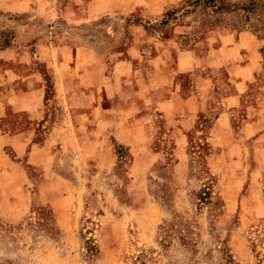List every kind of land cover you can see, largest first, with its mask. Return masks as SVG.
<instances>
[{"label": "rangeland", "instance_id": "rangeland-1", "mask_svg": "<svg viewBox=\"0 0 264 264\" xmlns=\"http://www.w3.org/2000/svg\"><path fill=\"white\" fill-rule=\"evenodd\" d=\"M98 1L106 13L80 28L66 15L77 3L57 2L60 34L79 28L77 43L93 41L101 70L97 81L83 70L68 89L110 119L134 108L158 127L147 129L146 146L137 129L129 143L113 130L94 153L84 125L74 144L57 129L45 144L49 126L35 125L48 153L26 145L19 159L1 140L0 155L17 159L25 177H0V264H264V0H127L126 11L121 0ZM43 21L0 8V48L15 41L27 59ZM117 58L131 61L128 76ZM43 84L55 121L61 99L49 77Z\"/></svg>", "mask_w": 264, "mask_h": 264}, {"label": "crops", "instance_id": "crops-1", "mask_svg": "<svg viewBox=\"0 0 264 264\" xmlns=\"http://www.w3.org/2000/svg\"><path fill=\"white\" fill-rule=\"evenodd\" d=\"M97 1L89 0L85 4L84 0H73L75 5L77 3V7L73 10H67V18L80 28L83 22H90L99 14L106 13L107 7H102V9L95 8ZM111 1L102 0L104 5H107ZM57 2L58 0H0V8L3 11L17 14L20 11L30 10L41 16L44 20L43 23H45V35L37 41H33L31 43L32 46H28L27 59H24V56L20 52V47L22 46L19 47L15 41L8 47L0 48V128L1 126L4 128L3 132L0 131V142L2 140L3 145L10 143L14 146L17 153L15 157L17 159L21 158L25 153L24 148L26 145L28 147L32 145L31 149L29 148L30 151L35 149L48 153V149L44 150V146L41 147L42 142L37 143L33 138L35 135V125H44L45 123L46 126H49L45 135V144L46 139L50 137L54 129L60 131L68 130L72 137L69 140L73 144L76 141H82L76 129L84 125L85 127H89L88 135L84 138L91 141L92 153L102 151L98 147L106 143L107 137L104 134L109 135L113 133V130H120V133L124 134L121 141L129 143L131 142V139L127 136L129 135V129H137L138 133L134 135L136 136L135 141H137V145L146 146L147 142L145 140L148 136L151 138V134L148 135L146 132L147 129L150 128L152 130L158 127V125L156 126V121L149 115V112H139V110L133 108L130 114L124 117L126 118L125 120L116 121L110 119L107 115L101 114V109L104 108L98 106L92 107L91 104L87 106L82 105L80 96H75L77 95L76 91L73 92V95L71 94L68 87L76 83L81 85L82 80L80 78L83 70L88 72L87 77L90 81H97L101 70L97 71L96 69L99 57L98 52L94 50L93 41H87L85 44L77 43V40H79L77 34L79 28L74 27V34L68 31H65L69 33L68 35L62 36L64 34H60L62 33L60 32L61 29L59 30L56 25L60 17L59 11L56 9ZM121 2H123L125 7L127 6V0H121ZM40 5H43V8H40ZM127 9L128 7L123 9V11ZM64 24L67 25V21H64ZM33 45H35L34 48ZM174 50H176L175 55H178L177 49L174 48ZM180 53H185V51ZM160 59L161 55L159 54L158 56L156 54L151 61H154V64H156L157 60ZM41 62H45V73L39 70L38 65ZM113 62L116 67H122L121 73L123 75H129L131 68L128 65L131 64V61L117 58ZM238 64L242 66L241 62ZM102 75L106 78L109 76L106 71H103ZM48 77L51 84L53 83V90L51 88L52 95L57 94L62 103L60 107L62 115L61 117L58 115L55 121L53 118L50 119V114L45 103L48 97L46 84L44 88L43 81L45 78L46 83ZM157 84L158 81L152 83L153 89L157 90ZM160 86L161 82L159 81L158 87ZM142 89L139 87L138 91H136L138 100L141 97L145 98L142 94ZM84 91L88 97H91L92 92L93 96H96L95 91L87 89H84ZM158 97L161 96L155 94L153 96L154 101ZM196 98L199 102L198 108L188 106L185 110V113H187L185 118L189 121L188 124H191L192 117L203 106V99L200 95ZM156 109L161 111V108ZM188 113H190L189 117ZM155 114L157 118L160 113L155 112ZM219 119L220 117L216 121ZM115 122H120V124L116 125V127L114 125ZM98 127L100 129L102 127V131H98ZM169 131L171 132L169 141L171 142L174 137L177 139L176 131L172 128H169ZM67 138L65 135L61 136L63 142L61 145L67 147ZM145 148L143 147V150L139 151H146ZM17 159L13 160L11 157L0 155L1 178L12 180L11 177H14V175L17 178L25 177V172L21 169Z\"/></svg>", "mask_w": 264, "mask_h": 264}, {"label": "trees", "instance_id": "trees-1", "mask_svg": "<svg viewBox=\"0 0 264 264\" xmlns=\"http://www.w3.org/2000/svg\"><path fill=\"white\" fill-rule=\"evenodd\" d=\"M207 1H209V2H215L214 0H207Z\"/></svg>", "mask_w": 264, "mask_h": 264}]
</instances>
